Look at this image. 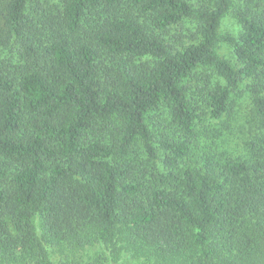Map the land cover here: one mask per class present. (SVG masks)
<instances>
[{"label":"trees","instance_id":"1","mask_svg":"<svg viewBox=\"0 0 264 264\" xmlns=\"http://www.w3.org/2000/svg\"><path fill=\"white\" fill-rule=\"evenodd\" d=\"M126 257L264 264V0H0V264Z\"/></svg>","mask_w":264,"mask_h":264},{"label":"rangeland","instance_id":"2","mask_svg":"<svg viewBox=\"0 0 264 264\" xmlns=\"http://www.w3.org/2000/svg\"><path fill=\"white\" fill-rule=\"evenodd\" d=\"M220 30L223 34L227 33H237L239 30L238 23L233 16V11L228 13L222 20V24ZM220 53L224 55L226 58H232V51L230 46L226 43H221V47L219 49ZM241 91L243 88H240ZM242 92L238 91L235 94V101L232 104L233 110H231L230 115L228 116L231 121H237L238 124L234 126V136H238L239 138L236 139L238 142L241 143L242 140L249 138L250 136V128H254V119L249 117L250 111L248 106L246 105V101H244L245 95H241ZM213 122V120H211ZM233 137V136H232ZM121 264H137L135 261L130 258L126 257Z\"/></svg>","mask_w":264,"mask_h":264}]
</instances>
